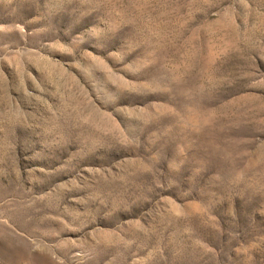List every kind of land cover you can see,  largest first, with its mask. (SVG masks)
I'll return each instance as SVG.
<instances>
[{
  "label": "rangeland",
  "instance_id": "1",
  "mask_svg": "<svg viewBox=\"0 0 264 264\" xmlns=\"http://www.w3.org/2000/svg\"><path fill=\"white\" fill-rule=\"evenodd\" d=\"M0 264H264V0H0Z\"/></svg>",
  "mask_w": 264,
  "mask_h": 264
}]
</instances>
